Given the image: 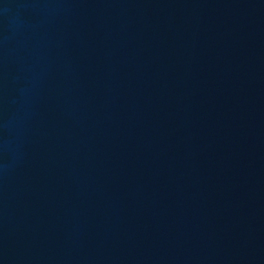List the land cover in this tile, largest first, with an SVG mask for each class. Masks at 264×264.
Segmentation results:
<instances>
[{
  "label": "water",
  "instance_id": "1",
  "mask_svg": "<svg viewBox=\"0 0 264 264\" xmlns=\"http://www.w3.org/2000/svg\"><path fill=\"white\" fill-rule=\"evenodd\" d=\"M0 264H264V0H0Z\"/></svg>",
  "mask_w": 264,
  "mask_h": 264
}]
</instances>
